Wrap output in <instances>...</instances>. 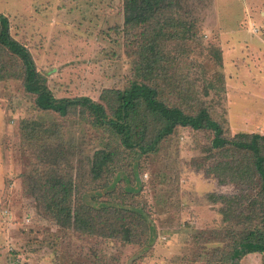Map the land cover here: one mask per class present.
<instances>
[{
	"label": "rangeland",
	"instance_id": "rangeland-1",
	"mask_svg": "<svg viewBox=\"0 0 264 264\" xmlns=\"http://www.w3.org/2000/svg\"><path fill=\"white\" fill-rule=\"evenodd\" d=\"M166 4L135 26L125 24L124 0H0V13L56 98L105 105L104 91L144 83L188 114L201 109L226 140L263 136L264 0ZM151 42L162 45L154 68L141 66L142 45ZM23 84L0 81L1 264H216L232 241L261 226V178L240 172L253 158L229 145L214 149L213 130L178 127L146 155L121 148L114 174L94 181L89 160L109 135L79 108L68 117L39 109ZM45 151L66 153L73 200H111L124 216L142 215L141 225L128 226L131 243L108 228L68 227L38 200L34 181L53 160ZM238 264H264V254Z\"/></svg>",
	"mask_w": 264,
	"mask_h": 264
},
{
	"label": "trees",
	"instance_id": "trees-1",
	"mask_svg": "<svg viewBox=\"0 0 264 264\" xmlns=\"http://www.w3.org/2000/svg\"><path fill=\"white\" fill-rule=\"evenodd\" d=\"M165 2L166 0H124L125 24L145 25L154 20L159 10L167 8L168 4L165 5ZM161 46V43L156 45L155 42L143 44L141 66L154 68L159 58L158 48ZM15 77H21L25 90L36 96L35 102L39 109L68 117L72 110L79 108L93 127L109 135L105 148L95 152L89 160L90 176L94 181L114 174L120 163L121 148L144 155L156 152L166 138L178 127H183L193 130L211 129L215 133L212 143L214 149L229 145L239 153H245V158L248 155L252 157L253 162L249 161L243 169L240 168V172L243 175L256 172L261 178L264 193V135L226 140L221 126L207 117L201 109L195 115L188 114L162 100L160 87L144 83L134 82L125 90L104 91L102 100L105 105L89 97L56 98L47 84V78L38 71L31 52L11 35L10 21L0 13V81ZM34 130L32 132L36 140ZM46 153L47 151L44 152L45 157L53 160L34 181L32 191L39 195L38 200L45 201L50 208H57L60 222L68 227H76L85 234H98L100 230L108 228L112 231L109 234L112 237L121 235L126 243H131L132 231L128 226L141 225L142 215L139 213L136 219L130 215L124 216L120 210L126 209L117 207L111 200L104 203L95 200L97 206L85 203L78 196L73 200L76 185L68 179H71L69 172L62 169L61 161L66 160V153ZM240 164L239 162L238 165ZM229 170L234 171V167L230 165ZM260 224L261 226L232 241L233 246L216 260V264H238L249 254H264V204Z\"/></svg>",
	"mask_w": 264,
	"mask_h": 264
},
{
	"label": "crops",
	"instance_id": "crops-1",
	"mask_svg": "<svg viewBox=\"0 0 264 264\" xmlns=\"http://www.w3.org/2000/svg\"><path fill=\"white\" fill-rule=\"evenodd\" d=\"M0 203H1V199H0ZM11 219V218H10ZM2 253V252H1ZM0 259H1V255H0ZM0 264H1V261H0Z\"/></svg>",
	"mask_w": 264,
	"mask_h": 264
}]
</instances>
